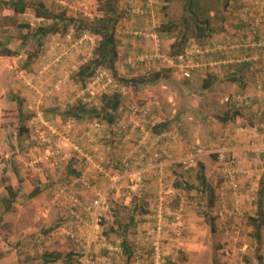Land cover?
Listing matches in <instances>:
<instances>
[{"label": "crops", "instance_id": "crops-1", "mask_svg": "<svg viewBox=\"0 0 264 264\" xmlns=\"http://www.w3.org/2000/svg\"><path fill=\"white\" fill-rule=\"evenodd\" d=\"M125 1L128 2L125 4L134 7H141L146 4L145 0ZM257 1L228 0L225 7L219 5L220 11L217 13H220V18L218 20L210 18L214 15V9H211L206 15L204 9L201 8L202 14L209 18L212 29L206 36L189 38L182 55L188 56L187 59L193 63V67L191 69L182 68L180 62L177 61L176 65L163 69L166 78H161L157 83L141 85L135 89L130 86L127 87L126 91L130 90L131 95L129 99L121 102L118 117L129 112L128 109L131 105L147 101L150 109L144 120L146 132L132 133L126 142L121 143L118 138L113 139V126L103 123L99 129L93 127L91 132L97 141L89 143L84 137V132L94 121L100 120L94 118L75 121L74 128H67L68 119H63L58 113H51V118L45 116L60 133L54 135L47 130L44 131L52 138L53 144L60 147L65 154V159L60 162L58 167L47 166L45 170L44 167H38L37 164V159L44 150H37V155L33 158L34 160L37 159L33 165L30 163L33 166L30 168L32 176H27L23 172L19 177L10 176L9 184L18 189V196L11 211L1 216L0 224L3 225L6 238L13 241L15 237V245L19 248L20 254L23 253L22 259L17 264H88L87 261L96 264H119L118 255L123 256L125 254L123 246L111 241V235L115 232L113 223L111 227L108 226L104 229L105 223L102 221L104 218H108L112 211L109 214H104V218L99 224V230L94 235L98 242L87 244V248L83 249L90 229L82 227L81 230L77 231L76 225L79 219L84 218L90 222L91 220L80 209L72 206L66 194L68 191L81 199H88L95 189L104 190L109 186L112 187L109 199L111 206L118 204L123 208L133 207L131 216L136 221V226L129 227L126 232L127 235L134 236L133 242L138 241L141 237L136 235L135 227L146 229L148 233L152 230V212L157 204L158 194L164 197L167 222L162 238L166 264H195L196 257L203 260L204 264H228V261H230L229 264L262 263L264 260V226L261 229L260 244V255L263 258L259 255L260 261L253 257L252 260L248 259L242 262L237 255H234L236 257H226L221 253L222 241L217 245L209 239L206 242L199 241V238H196L197 241H187L183 237L184 230L182 233V229L173 221L174 216H170L171 213L177 215L180 209L185 208L187 215L182 218L181 227L184 228L185 225H188L185 228L193 233L197 227L210 232V225L204 216V212H206L215 218V230L211 232L219 240L220 238L224 240L225 228L234 223L241 232L244 231L247 235L243 238V245L239 246L238 251L251 250V244L254 240L250 236L252 228L248 225V217L255 215L258 209L257 194L259 189L264 186V166L253 159L244 157L241 166L243 173L239 176L241 191L238 195H234L230 189L221 188L223 184L213 152L225 146L231 148L233 153L241 156L244 146L253 139L251 138L255 132L253 129L264 132V113L258 114L256 110V98L260 96L256 89V83L260 80L264 83V59L253 60L256 56H260L263 50L252 46L248 48L242 46L245 42H252L254 39L249 35L248 24L242 20L241 13L248 8L256 9L255 3ZM208 14L212 16H208ZM150 17L152 16L150 15ZM130 18L123 16L116 29L122 28V31L126 32L131 27L142 28L145 23L150 21L149 18L140 15H136L133 19ZM158 37L163 45L167 41L165 49L169 51V45L174 37L167 38V36L159 35ZM134 38L137 41L131 36L119 39V53L116 62V72L126 73L130 77L144 74L143 67L141 64L126 65L124 60L127 56L122 57V55L129 53V56L143 51L150 52L152 49L151 39H148L151 43L149 48L146 46L147 39L137 36ZM217 46L222 47V49L214 51L213 49ZM169 54L170 52H168ZM151 64L154 71L163 68L157 59L152 60ZM185 70L189 72L188 77L183 75ZM55 78L54 83L62 78V74ZM72 84L73 90L78 87L75 82ZM216 86L228 90L223 97L233 92L245 91L251 96L252 101L243 114L235 115L227 121H221L217 116V119L213 117L210 127H208L201 123L204 118L199 114V108L203 101L202 93L208 92ZM77 89L79 90L78 94H82V88ZM28 94H30L28 97L33 96V89L28 87ZM223 97L224 108L221 110L222 113L226 107L228 108V104L223 102ZM59 98L61 99L62 96L60 95ZM71 99L69 104L76 101ZM54 105H60V102L58 101ZM167 111H172L175 116H171ZM215 120L218 122L216 123ZM155 124H159L161 130L154 131L153 126ZM170 127H173V131L168 130ZM62 134H66L67 139L63 138ZM194 145L203 146L204 151L199 157L188 159L190 147ZM75 147H79L82 152L78 153ZM158 147L170 148L172 158L162 165L152 167L148 163L150 161L148 152ZM83 152L92 154L97 160H102L109 169L118 166L120 174L116 175L113 171H109L105 178L98 177L95 169L91 166L88 167L84 161ZM125 159L133 162L129 175L125 174L121 168ZM199 164L203 165L207 182L214 188V204L212 207L206 208L203 203V210L200 214H192L184 205L182 197L184 192L175 188L173 183L179 178L197 182L195 176ZM45 172L46 176H44ZM136 172H144L143 180L137 184H130L129 179ZM83 175L86 180L82 178ZM158 176L162 177V184L157 181ZM85 181L89 184L87 185ZM34 189L38 190L37 194L29 197V193ZM16 202L21 204L19 209L14 206L17 204ZM203 202H205V198ZM141 206L143 212L140 211ZM231 207L238 209L237 216L227 218L219 215ZM53 219H56L58 223L54 228L41 229L46 221H53ZM62 228L74 231L81 243L75 242L61 230ZM146 233H143V236ZM101 241H104V244ZM5 245L7 246V244ZM129 245L127 249L131 253L133 244L130 243ZM116 248H120L122 252H115L113 249ZM45 250L60 254L61 260L43 262L41 255ZM82 250L84 252L77 260L65 262L66 257L81 254ZM87 251L88 260L84 255L87 254ZM109 251L116 253V255ZM144 257L139 264H148L147 255ZM226 258L230 259L227 260ZM234 258L236 259L234 260ZM7 264L11 263L8 262ZM121 264H132L131 255L127 257V261Z\"/></svg>", "mask_w": 264, "mask_h": 264}, {"label": "rangeland", "instance_id": "rangeland-1", "mask_svg": "<svg viewBox=\"0 0 264 264\" xmlns=\"http://www.w3.org/2000/svg\"><path fill=\"white\" fill-rule=\"evenodd\" d=\"M47 7L55 10L58 7L62 6L67 9V12L70 15L76 16H88L93 17L99 8V4L96 0H42ZM121 2H127L125 0H121ZM151 10L150 13L148 9L143 16L145 18H149V22L145 23L144 27L142 28H132L131 30H143L147 33L149 32H156L157 28L160 24L165 22H178L180 16L183 14L182 10V3L181 1H171L167 4V8L163 10L162 8V1L161 0H151ZM128 3V2H127ZM203 9L204 12L207 13L214 9V15L208 14L211 19H219L220 13H217L219 10V0H204L201 1L199 4ZM125 6H129L128 4H123L122 11L125 9ZM124 17H136L138 14H128L126 11H123ZM150 15L152 17H150ZM122 16V19H123ZM205 16V15H203ZM206 17V16H205ZM4 18V19H3ZM20 22H27L30 24L31 32L34 29L44 23V21L40 19H36L33 16L31 11L26 12L22 15H14L11 10L8 9H1L0 10V40L3 41L5 35L12 36L11 42L8 44V47L14 49L18 52L15 56H0V199L3 194L6 193L4 186L9 184L10 176H15L17 173L18 177L22 172L27 174V176H32V171L30 168V163H34V157L37 155V150H44V145L40 144L33 138L30 133V124L29 119L34 116L36 111H41L44 116L51 118V112L49 110L51 108H57L64 110L66 106L69 104V100L73 98L74 100H82L86 98L82 94H78L79 90L77 88H82L81 83L76 82L78 87L74 90L72 89V80L71 74H73L77 68L86 62L90 57L89 53L93 51V43L95 40L92 38H88V36H73V31L70 30L65 35L57 34H49L46 35L42 39V47L37 50V57L35 62L29 67L26 68L24 64L26 63V57L29 52L36 51L34 46V40L29 39V41L22 45L21 40L19 38V34H25L26 30H22L18 28V24ZM125 29V28H124ZM117 37L118 39H122V37L131 36L135 39L134 35L128 34L122 31V28L117 30ZM158 35V33H157ZM139 38V37H138ZM149 38V37H148ZM194 39V38H191ZM148 40V39H147ZM135 41H137L135 39ZM161 43V50L165 55H168V50L165 49L167 46V41L163 45ZM150 40L146 42V46L150 48ZM142 48V47H141ZM122 51V49H121ZM134 52H140L137 50H133ZM148 51H143L145 53ZM129 53L123 54L122 57L128 56ZM136 54V53H135ZM140 54V53H137ZM170 55V54H169ZM83 61V62H82ZM82 62V63H81ZM81 63L79 66H77ZM123 64V63H120ZM116 66V65H115ZM105 69V68H102ZM109 72L111 75L112 73ZM117 70V66H116ZM118 78H131L126 73H118ZM62 74L61 80V90L59 92L52 91L53 85L55 84V77ZM142 75H144L142 73ZM39 76V77H38ZM113 76V75H112ZM136 77V76H135ZM104 81V79H103ZM28 82L32 86H36L39 88V93L37 96H40L41 102L36 103L31 97H28V87L30 85L26 84ZM30 88V87H29ZM30 91V90H29ZM228 90L222 87H214L213 89L209 90L208 92L202 93L203 101L199 108V114L204 120L201 121L204 125L206 124L210 127L211 119L214 117L217 119V114L222 113L223 103L222 97ZM31 93V91H30ZM71 94V96H69ZM62 96L60 99L59 96ZM131 95L130 90L127 92L125 96L122 97V101L129 99ZM15 96L17 99H12ZM88 97L92 102H98L100 94L99 92H95L93 95L88 93ZM165 98V97H164ZM72 100V99H71ZM60 102V105H54L57 102ZM85 101V100H84ZM83 101V102H84ZM88 103V101H87ZM91 104V103H88ZM20 108V109H19ZM171 116H175L172 111H167ZM27 116H30L27 119ZM209 120V122H208ZM217 123L218 121L215 120ZM27 128V131H22V128ZM169 131H173V127L168 129ZM25 163H29V166H26ZM38 167H44L43 169H47V165L44 163H37ZM16 175V176H17ZM46 176V172L44 174ZM182 197L184 200L185 207H188L189 211L194 214H200L203 210L202 205H206V198L191 192H184L182 193ZM205 198V202H203ZM14 206L19 209V202H16ZM169 205V204H167ZM172 206V204H171ZM206 207V206H205ZM14 209V208H13ZM132 206L129 207H120L119 214H118V223L114 222V217L112 214L108 218H104L105 226L103 227L108 228L112 225L115 226V232L112 233L111 241L117 245H122L126 242V245L130 243L133 244L134 236H129L127 233L125 234V238L122 236L120 232L124 231V227L128 225L129 217L132 215ZM11 211V210H10ZM181 213L183 218L186 216L185 208L180 209L178 213ZM188 213V212H187ZM3 215V206L0 200V217ZM175 216L171 213L170 216ZM45 219V218H44ZM52 220V219H51ZM47 222V221H46ZM43 225L41 229H52L58 223L56 219L53 221H49ZM110 222V223H108ZM113 223V224H112ZM112 224V225H111ZM209 224V223H208ZM188 225H185V227ZM180 227L182 229V233L184 230V236L187 241H199L206 242L208 239L209 241L212 240L214 244H220V240L217 238L215 234H212L211 229L209 227V231L197 227L193 232L188 231L187 228ZM206 231V232H205ZM181 233V231H180ZM183 235V234H182ZM198 236V237H197ZM246 233L243 231L241 232V241L238 245H243V238L246 237ZM13 239V238H12ZM215 239V240H213ZM71 241V240H70ZM12 242V244H9ZM133 242V243H132ZM16 239L14 237L13 241H10L6 238L5 230H3V225L0 224V264H7L10 262L11 264H17L19 260L22 259L23 253L20 254L19 248L15 245ZM242 243V244H241ZM7 244V246L5 245ZM130 246V245H129ZM143 248L140 249L139 253L144 259L145 255H147V262L149 261L151 250L147 243L143 244ZM45 250L44 252H47ZM49 252V251H48ZM111 254H115L112 251ZM117 252V251H115ZM134 253V249L131 250V257ZM128 254V252H127ZM126 253L122 255H118L117 261L119 264L122 262L124 263L127 261V257H129ZM240 261L245 262L248 259L252 260L253 257H257L260 255V244L256 245L255 242L251 244V250H247L245 252L237 251L236 254ZM233 255V256H234ZM262 256V255H260ZM264 256V254H263ZM262 256V258H263ZM224 257V256H223ZM236 257V256H234ZM229 260L230 258H226ZM236 258H234L235 260ZM195 264H204L203 260H200L196 257ZM230 261H228L229 264ZM166 263V260H165ZM232 263V262H231ZM264 264V260L262 263Z\"/></svg>", "mask_w": 264, "mask_h": 264}, {"label": "built area", "instance_id": "built-area-1", "mask_svg": "<svg viewBox=\"0 0 264 264\" xmlns=\"http://www.w3.org/2000/svg\"><path fill=\"white\" fill-rule=\"evenodd\" d=\"M145 2L146 4L141 7H134L128 4L129 6H125L124 10L128 14L141 15L146 12V9H148L151 13V0H145ZM255 4L257 5L256 9L248 8L243 10L241 13L242 20L248 24L249 35L252 39H254L252 42H245L242 46L245 48L252 46L254 48H260L261 50H263L260 56H256L255 58H253V60H258L259 58L264 59V0H258ZM126 33L145 39H151L152 41V49L150 52L132 54L127 56L124 60V63L126 65L141 64L144 70V74L152 72L153 67L151 61L155 59L160 61L163 67L162 69L176 65L177 61L180 62L179 64L182 68L191 69L193 67V63L187 59V55H165L161 50L159 37L156 32L152 31L147 33L143 30L140 31L129 29L126 30ZM83 36H88L89 39L92 38L93 40H95V42L93 43L94 48L95 44L97 43L98 37L89 33H85L83 34ZM221 49L222 47L217 46L213 50L215 51ZM89 55L91 56L92 52H90ZM183 75L188 77L189 72L185 70L183 72ZM117 77L112 76L105 69L97 68L93 76L87 79L84 85H82V95L86 97L83 98V101L85 100L84 102L86 103L88 101V103H91L92 105L98 104V102H92L88 97V93L93 95L95 92H99L100 96L103 93H110L113 91L119 92L121 96L126 95V90L128 86L121 83L119 81L120 78ZM28 85L30 84L28 83ZM29 87L34 91V94L33 96H31V98H36V100H34L36 103L41 102L40 96H37V93H39L40 91L39 88L32 85H30ZM60 89L61 80H58L53 85L52 91L59 92ZM256 89L260 94V96L256 98V110L258 114H262L264 113V83L261 80L256 83ZM251 101V96L245 91L233 92L223 97V102L228 104V107L231 109V111L236 112V116L243 114L247 107L250 105ZM149 109L150 108L147 101L131 105L128 109L129 112L125 113L124 115L119 117L114 123L110 124V126H113V139L115 140V138H118L121 143H124L132 136V133L146 132L144 120L149 113ZM28 121L30 124V133L33 138H35L38 143L45 146L43 154H41L38 159L36 158L38 161L37 163L45 162L47 166L51 168L58 167L60 162L65 159V154L62 152L60 147L53 144L52 138H50L47 132H45L44 130H47L54 135H59V130H57V128L52 122L45 118L44 114L41 111H36L34 116H32ZM103 123L106 122L94 121L93 124L89 125L88 129L85 130L84 137L89 143H95L97 141V138L91 132L93 127L99 129L103 125ZM74 126L75 120L68 119V121L66 122V127L74 128ZM253 130L255 131L251 135V138L253 139L251 142L244 146L241 156L237 155L236 153H233L231 148H227L225 146H222L221 148H218L213 152L215 161L218 165L221 183L223 184L221 188L230 189L234 195H238V193L241 191L239 176L243 173L241 172V166L244 157L253 159L257 161V163L261 166H264V132L256 129ZM62 137L67 139L66 134H62ZM75 150L78 153L82 152L79 147H75ZM203 151L204 147L201 145H194L190 147L188 159H195L196 157H199L203 153ZM82 156L84 158V161L87 163L88 167L91 166L95 169L98 177L100 176L105 178L108 175L109 171H113L116 175L120 174V168L118 166L109 169L102 160H97L94 156H92V154L83 152ZM148 156L150 159V161H148L149 165L152 167H156L162 165L165 161L170 160L172 158V152L170 148L158 147L154 150H150L148 152ZM132 164L133 162L128 161L126 159L123 161L121 168L125 174L129 175L131 173ZM25 165L29 166V163H25ZM143 176L144 172H136L134 176L129 179V183H140L143 180ZM82 178L86 180L84 175ZM157 181L162 184V177L158 176ZM85 183L87 185L89 184L87 183V181H85ZM111 190V186L107 187L104 190L95 189L92 196L88 199H81L75 194L66 191L67 198L71 202L72 206L74 208L80 209L81 212L91 220L90 222L84 218L79 219L76 225L77 231L81 230L82 227H88L90 229V234L87 237L86 245L84 244L83 249L87 248V244L90 245L91 243L98 242L97 238L94 235L96 234V231L99 230V224L104 218V214H109L111 212V205L109 202ZM156 203L157 204L155 205V208L152 212V230L148 233L146 229L135 227L136 235L138 234L141 237L138 236L140 239L133 243L134 253L131 257L132 264H139L143 260L139 251L143 248L142 246L145 243L148 244L151 250L150 258L147 263L166 264L162 238L167 222L165 216L166 206L164 204L165 199L161 194H158ZM219 215H223L227 218L237 216L238 209L236 207H231L230 209H226L223 212L219 213ZM182 218L183 216L179 212L177 215L174 216L173 221L179 227H181L183 224ZM61 230L70 238H72L75 242L81 243L79 242L78 236L75 234L74 231H71L67 228H62ZM143 233H146V235L143 236ZM224 235L225 238L221 243L220 251L224 256L231 257L236 254L239 249L238 245L241 241V230L239 227H237L236 224L231 223L225 228ZM101 243L104 244V241H101ZM113 250L122 252L120 248H116ZM84 255H86L87 258L88 251L87 254ZM87 262L88 264H96L95 262Z\"/></svg>", "mask_w": 264, "mask_h": 264}, {"label": "trees", "instance_id": "trees-1", "mask_svg": "<svg viewBox=\"0 0 264 264\" xmlns=\"http://www.w3.org/2000/svg\"><path fill=\"white\" fill-rule=\"evenodd\" d=\"M99 4L97 13L93 17L88 16H76L70 15L67 9L60 6L53 10L46 6L42 0H0V10H11L14 15H22L28 11L33 13L36 19L44 21V23L38 25L34 31L31 32L30 24L27 22H20L18 28L26 30L25 34H19L21 44H26L29 39L34 40V46L36 51L29 52L26 57V63L24 66L29 68L36 60L37 50L42 47V39L49 34L65 35L70 30L73 32V36H80L85 33L93 34L98 37L97 43L93 48L92 55L86 62L81 64L78 69L71 74V80L73 82H79L81 85L89 79L95 73L97 68H105L109 70L113 76L117 77L116 62L119 53V39L117 37V25L123 16L121 10L123 4L121 0H96ZM163 10L167 8V4L171 1H181L183 14L180 16L178 22H165L158 26L157 33L159 36L174 37V40L169 45V52L171 56H178L183 53L189 38L206 36L212 29L210 20L208 17L203 16L202 7L199 5L204 0H161ZM213 1V0H212ZM217 1V0H216ZM220 5L225 7L228 0H221ZM145 4V3H144ZM4 19V18H3ZM12 36L5 35L3 41L0 40V56H15L18 52L8 47L11 42ZM165 77L164 70L152 71L148 74L139 75L131 78H121L119 81L124 85L130 86L135 89L138 86L146 84H155L161 78ZM118 78V77H117ZM12 99H17L13 96ZM122 102V96L119 92L113 91L110 93H103L99 98V103L96 105L88 104L82 100H76L66 106L64 110L57 108H51L49 112L58 113L63 119H73L75 121H84L90 119H96L108 123L109 125L114 123L119 117L118 110ZM20 109V108H19ZM236 115L235 111L226 107L225 111L218 114L217 117L221 121H227ZM30 116H27V119ZM159 124L153 126L154 131L161 130ZM22 131H27V128H22ZM17 175V173H15ZM18 176V175H17ZM197 182L186 181L179 178L174 181L175 188L180 189L183 192L196 191L198 195L205 196L206 208H210L214 204V188L207 182L204 174V168L202 164L198 165V171L195 176ZM6 191L1 196V204L3 206V214L9 212L12 209V205L18 196V189L13 188L10 184L4 186ZM263 189L264 186L259 189L257 194L258 209L253 216L248 217V225L251 226L250 236L256 243L261 244V229L264 226V208H263ZM37 189L32 190L29 193V197L36 195ZM122 207L118 204L111 206L114 222L118 223L119 208ZM207 210V209H206ZM139 211V209H138ZM141 212L142 206L140 209ZM204 216L208 221L211 231L215 230L214 220L215 218L206 212ZM0 217V222H1ZM133 216L129 217L128 225L124 227V231L120 232L125 238L127 229L133 228L135 224ZM126 241V238H125ZM126 242L123 243V252L128 256L131 255L128 250ZM221 247V245H220ZM132 250V249H131ZM75 254L66 257L65 262L70 260H77L83 254ZM61 255L53 252H44L41 255L43 262L60 261ZM257 260L260 261V256L257 255Z\"/></svg>", "mask_w": 264, "mask_h": 264}]
</instances>
